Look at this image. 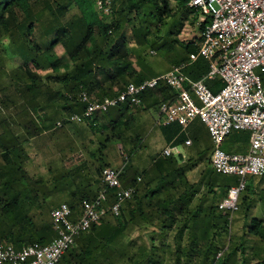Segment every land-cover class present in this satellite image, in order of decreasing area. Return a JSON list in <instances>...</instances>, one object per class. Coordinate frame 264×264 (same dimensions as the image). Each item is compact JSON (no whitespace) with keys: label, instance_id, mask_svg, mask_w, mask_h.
I'll use <instances>...</instances> for the list:
<instances>
[{"label":"trees","instance_id":"obj_1","mask_svg":"<svg viewBox=\"0 0 264 264\" xmlns=\"http://www.w3.org/2000/svg\"><path fill=\"white\" fill-rule=\"evenodd\" d=\"M174 1L178 11L187 15L189 11L190 22L197 23L199 12L188 6L189 0ZM73 6L78 12L66 18ZM171 10L170 0H115L108 14L98 10L93 0H0V89L11 86L20 100L12 115L22 133L15 132L9 118L1 119L0 242L16 249L50 242L56 236L52 208L66 202L74 218L81 200L94 198L104 188L100 175L108 163L103 161L95 169L94 190L93 184L77 180L85 165L66 169L62 164L50 168L49 177L30 176L24 142L53 130L57 112L62 119L82 111V92L99 100L117 94L129 82L155 76V60L147 58L151 50L154 54L163 50L171 67L187 63L200 46L205 23L198 24V36L181 40L175 31L176 12L166 20ZM125 24L131 26L127 38ZM37 25L43 48L33 37ZM58 45L62 50L56 53ZM12 60L17 63L8 66ZM208 68V61L199 56L184 71L197 80ZM205 83L213 91L223 85L219 78H206ZM155 92L161 100H155ZM146 96L151 101L148 107H155L174 99L176 93L162 83L156 90L144 91L140 101ZM1 102L16 109V100L8 94ZM129 110L127 104H119L100 112L98 121L89 125L102 131L127 118L125 130L129 129L132 120L124 117ZM108 113H113L110 119ZM245 138L249 140V131ZM132 152L120 172L122 185L134 186L132 197L122 203L118 216H107L76 236L57 264H264V177L247 181L238 210L230 218L218 203L236 177L216 172L209 158L193 180L187 171L196 166L193 162L199 164V158L157 156L139 170L127 164ZM61 196L64 200L57 201ZM107 196L110 203L113 189H107ZM133 230L148 232V241L130 237Z\"/></svg>","mask_w":264,"mask_h":264},{"label":"built area","instance_id":"obj_2","mask_svg":"<svg viewBox=\"0 0 264 264\" xmlns=\"http://www.w3.org/2000/svg\"><path fill=\"white\" fill-rule=\"evenodd\" d=\"M93 1L98 10L108 14L115 0ZM188 6L199 12L198 24L205 23L200 46L190 54V61L199 56L208 61L203 78H190L184 71L186 64L180 63L139 83L129 82L113 96L90 99L82 92L84 109L57 120L54 128L65 123H85L95 114L119 104L139 105L144 91L164 83L176 96L159 103L156 122L185 127L198 118L205 124L212 143L210 166L218 173L236 177V183L218 203V208L230 213L231 218L238 210L239 196L248 178L264 174V0H189ZM206 78H219L223 85L213 91L205 83ZM233 130L249 131L246 152L222 148V141ZM190 142L187 139L184 144ZM173 151H178L176 146H167L162 154L171 155ZM123 162L120 167H103L100 179L104 188L92 199L83 198L74 218L66 202L52 208L50 215L56 236L50 242H34L19 249L0 242V264H57L75 243L76 236L107 216H118L122 203L135 190L132 185H122L120 172L126 160ZM107 189H113L114 199L110 203Z\"/></svg>","mask_w":264,"mask_h":264},{"label":"rangeland","instance_id":"obj_3","mask_svg":"<svg viewBox=\"0 0 264 264\" xmlns=\"http://www.w3.org/2000/svg\"><path fill=\"white\" fill-rule=\"evenodd\" d=\"M54 4L56 5V3ZM170 6L172 8L171 14L169 17H166V20H170L171 15L176 12V16L179 21V27L177 30L175 29V31L179 39L189 40L198 36L200 34V29L198 27L199 25L198 22L194 24L190 22V12L188 11L187 15L186 12L183 13V11H178L174 0H170ZM77 9L78 8L76 6H73L67 11L65 17L69 18L72 14L77 13ZM106 17L110 18V15H106ZM36 27L37 29L34 31L33 37L36 42L40 44L43 48L42 41L39 38V29H41V27L39 25H37ZM130 28V24H125L123 28V32L125 35L124 37H128V35L130 34ZM61 50L62 48L60 45L55 47L56 53H59ZM162 51L161 49L158 51L155 50L154 54V50H151L149 57H147L150 60H155V71H153L154 74L166 70V68L170 66L171 58L167 57L166 59H163ZM65 60L66 59L64 57L61 58V62H64ZM15 63L17 62L12 60L8 63V66H14ZM256 71L259 72V70L257 69ZM5 94L10 95L11 98L16 100V109H14L11 103L7 106H4L2 104L1 99L5 96ZM19 103L20 100L17 98V96L13 94V89L11 86L6 91H2L0 89V121L4 117L9 118L10 126L14 128L15 132L18 133V135L22 136L20 125L18 121L16 122L14 120L15 122H13L14 118L12 115L16 111H18L17 106L19 105ZM52 110L53 109L50 107H48L47 109V111H49L48 113L52 112ZM62 115L63 114L60 115V113L57 112L53 118V121L57 120ZM126 119L127 118H123L120 121L119 124L121 125V127L125 126ZM151 122V120L143 121L141 119H138L135 127L131 128L130 130L128 129V131L125 129L123 130V132H125L123 133L124 136L126 134H130L133 139H138V141H141V143L142 141H144L143 145L140 146V148L138 146L133 149L131 160L130 162H128L129 165L136 164V166H134L138 169L140 168L139 170L145 169L148 166L147 164L149 161L147 160V156L144 155L153 154L155 152L153 148L156 144L152 142L154 145L152 147L150 144H148L149 141H152L151 136L155 132V124H152ZM73 123H65L63 126L53 128V130H50L47 133L43 134V137H36L24 142L27 154L29 155L28 159L25 161V168L30 174V176L36 177V175L41 174L44 177H49V169L55 168L56 166H60L62 164L65 166L66 169H72L78 165H85L84 169H82L81 172V174L83 175L79 178L77 177V180L80 178H84L85 181L86 179H89L90 177L93 178L96 175L95 169L99 167L102 161L106 162L107 160L109 164L118 166V162L121 160V156L119 155L118 149L120 134L119 129H117V127L115 128L113 126H108L106 127V129L104 128L101 131L98 129L92 130L90 125H87L86 123ZM77 125L81 127H77ZM240 132L245 136L248 135V131L246 130H242ZM61 133H68L70 135H74L77 141L71 142L70 138L67 136L68 134L65 136H60L59 134ZM234 133L235 131H233L230 135H233ZM196 134L197 140L195 142V145L191 149L201 151L203 147L209 146L208 138H206L203 133ZM61 143L64 146L60 147ZM102 145H104L103 148L101 147ZM179 146L183 150V152L186 151V149H183L184 146L182 144H180ZM222 148L228 149L226 144L222 145ZM100 150L102 151L99 152ZM135 155L139 156V160L135 159ZM135 160L137 163H134ZM189 171L188 174L190 175V177L193 180L196 179V171H192L190 173ZM260 177H264V174L260 176H251L248 178V182L249 180L251 181ZM78 182L81 183L80 181ZM94 187L96 188V185H94ZM57 199V201L64 200V196H61ZM235 226L236 223H234L233 228H235ZM147 236L148 232L138 230H133L130 235V237L136 239L138 242H147Z\"/></svg>","mask_w":264,"mask_h":264},{"label":"crops","instance_id":"obj_4","mask_svg":"<svg viewBox=\"0 0 264 264\" xmlns=\"http://www.w3.org/2000/svg\"><path fill=\"white\" fill-rule=\"evenodd\" d=\"M193 61H188L186 64V67L188 65H190ZM171 65L166 68V70H168L169 68H171ZM166 70L160 71L158 73H155L154 75L160 74ZM156 90V89H155ZM156 99H160V94L155 92V100ZM161 100V99H160ZM151 103L149 96H146L144 101H140L139 105L136 106H129V114H125L124 117H130V119L132 120V124H131V128L135 127L137 120L141 119V120H151L152 124H155V132L152 134L151 136V140L149 141L148 144L152 146L153 143H155V147L154 149V153L153 154H145L144 156H147V160L148 162V166L151 164V160L154 157L157 156H163L162 151L165 147L167 146H176L177 147V152L173 151V154L176 157L181 158L182 161H193L196 160L197 158L200 159L199 164L195 163V167L193 169H189V173L192 171H200L201 167L203 166V163L205 162V158H209L210 157V153H211V149H212V143L210 140V136L209 133L207 131V128L205 126V124L198 118L193 119L192 121H190L188 123L187 126L182 127L177 123H171L168 125H162V124H158L157 118H158V106L159 103L155 106V107H148V105ZM112 108V107H111ZM152 110V112H151ZM131 113V114H130ZM101 115V113L94 115V117L91 120L86 121L85 123L87 125H89L90 121H98V117ZM113 116V113H108V118L110 119ZM60 118H58L57 120H59ZM56 120V121H57ZM157 123V124H156ZM73 124H78V123H73ZM114 126V125H113ZM127 124H125L124 127H121L120 124H118L117 129H119V134H120V141L118 144V149H119V155L121 156V160L118 162V166H114L109 164V162L106 160V163H108L106 166H113V167H120L124 162V159L127 158L128 159V154L131 153L133 151L134 148L138 147L140 148V146L143 145L144 141H138V139H133L131 137V135L126 134L124 136L123 130L126 128ZM130 126V125H129ZM77 127H81L78 126ZM108 127V126H107ZM116 128V127H115ZM122 128V130H121ZM129 128V130L131 129ZM106 129V128H105ZM190 129V130H189ZM128 131V128L126 129ZM235 131V133L233 135L232 132ZM231 131L228 135L230 136H226L224 138V140L222 141V145L226 144V146L228 147V149H224L226 151L229 152H246L248 149V145H249V140L245 138V140L242 139V137H244L245 135L242 134L240 131L242 130H233ZM196 133H203L204 136L206 138H208V142H209V146L208 147H203V151L199 150H192L191 148L195 145V142L197 140V134ZM68 133L64 134L61 133L59 134L60 136H65ZM58 135V136H59ZM70 138V141H77V139L75 138L74 135H67ZM128 137V138H126ZM189 139L191 142L190 144H184V141ZM60 142V141H59ZM153 142V143H152ZM180 144H182L184 146L183 149H186L185 152H183V150L180 148ZM60 145V144H59ZM64 146L62 143L60 145ZM188 149V150H187ZM194 149V148H193ZM201 149V148H200ZM188 151V152H187ZM202 153V154H201ZM136 160H139V156L135 155L134 156ZM136 160L134 161V163L136 162ZM122 163V164H121ZM137 163V162H136ZM129 164V163H127ZM136 166V164H134ZM140 169V168H139ZM187 171V173H188ZM41 174H38L36 176H40ZM189 175V174H188ZM190 176V175H189ZM138 180V179H137ZM140 180V179H139ZM78 181H82L83 184H93L91 185V190H94V183H93V178L90 177L89 179H86L84 181L83 179H78ZM84 181V182H83Z\"/></svg>","mask_w":264,"mask_h":264}]
</instances>
